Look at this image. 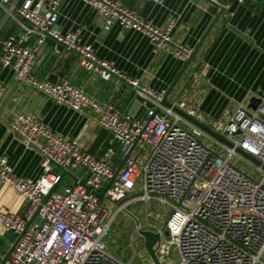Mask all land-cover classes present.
<instances>
[{"label": "built area", "instance_id": "2783aa9c", "mask_svg": "<svg viewBox=\"0 0 264 264\" xmlns=\"http://www.w3.org/2000/svg\"><path fill=\"white\" fill-rule=\"evenodd\" d=\"M83 1L97 11L105 31L119 26L141 33L156 51L169 50L184 62L194 51L173 39L171 27L154 25L121 0ZM236 1L244 4L250 0ZM62 3L0 0V7L22 29V35L3 40L0 61L18 79L107 131L121 145L122 157L114 163L113 148L102 155L89 153L77 139L64 137L34 115H17L11 130L39 153L43 174L35 181L15 175L0 148V186L11 185L26 200L23 213L0 208V225L19 238L5 264H136L137 257L143 258V250L146 257L140 264H155L140 230L160 233L155 247L161 264H263L264 167L238 148L264 164V100L255 109L240 105L232 117L214 125L204 122L184 101L174 103L222 135L230 146L163 105L167 89L141 85L122 73L115 61L98 55L93 45L83 43L80 28L63 32L58 27ZM48 40L76 53L87 71L104 80L118 77L137 96L150 100L153 106L147 117L124 115L68 80L36 78L33 69ZM5 92L0 81V103ZM55 166L68 171L86 169L90 172L86 186L78 182L50 194L63 180ZM112 179L104 198L88 188L101 192ZM135 202L168 207L170 214L162 226L149 221L141 224L126 209ZM112 206L115 212L109 210ZM122 210L134 215L137 224V237L131 240L134 254L128 260L109 248L114 220ZM156 215L148 213L149 217ZM172 251L177 261L171 257Z\"/></svg>", "mask_w": 264, "mask_h": 264}, {"label": "crops", "instance_id": "0c3cea01", "mask_svg": "<svg viewBox=\"0 0 264 264\" xmlns=\"http://www.w3.org/2000/svg\"><path fill=\"white\" fill-rule=\"evenodd\" d=\"M121 1L154 25L171 27L173 39L193 49L198 47L220 12L219 7L206 0ZM216 1L225 11L169 96L173 103L184 101L209 125L232 117L240 105L250 104L253 97L264 100V0L244 4L236 0ZM58 27L63 32L80 28L83 43L93 45L98 55L115 61L122 73L138 79L141 85L168 91L186 64L169 50L156 51L151 40L141 33L119 26L105 31L97 11L83 0H63ZM9 35L20 36L22 29L0 7V49ZM33 75L52 82L68 80L124 115L147 117L149 108L145 103L134 107L136 92L125 81L118 77L104 80L87 71L80 65L76 53L53 40L42 47L41 61L34 67ZM0 81L6 87L0 103V148L8 156L15 175L35 181L43 174L39 153L28 148L11 130V124L21 113L32 114L64 137L77 139L89 153L102 155L113 148L114 163L120 161L121 145L107 131L18 79L1 61ZM54 170L63 173L57 166ZM71 172L78 180L65 175L59 189L88 178L86 169ZM0 208L23 213L26 200L14 187L3 184ZM16 239L15 234L0 225V264Z\"/></svg>", "mask_w": 264, "mask_h": 264}, {"label": "water", "instance_id": "95a60500", "mask_svg": "<svg viewBox=\"0 0 264 264\" xmlns=\"http://www.w3.org/2000/svg\"><path fill=\"white\" fill-rule=\"evenodd\" d=\"M208 2H210L212 5L219 7L220 8V12L217 15L216 20L214 21V23L211 25L210 29L207 31V33L204 35V37L202 38L201 42L199 43L198 47L196 49H194L191 57L186 61V64L183 68V70L181 71V73L179 74V76L177 77V79L175 80L174 84L170 87V89L167 91L166 95L164 96L163 100H162V104L171 108L173 111H175L176 113H178L179 115H181L182 117H184L185 119H187L188 121H190L191 123H193L194 125L198 126L199 128H201L202 130H204L205 132H207L208 134H210L211 136L217 138L218 140L232 146V143L229 142L227 139H225L222 135H220L219 133H217L214 129H212L210 126H208L207 124H205L204 122H202L201 120L189 115L185 110L179 108L177 105H175L173 102L169 101V96L171 94V92L173 91V89L176 87L177 83L180 81L183 73L188 69L190 63L192 62L193 58L195 57V55L197 54V52L199 51L200 47L202 46V44L204 43V41L206 40V38L208 37L210 31L213 29L214 25L219 21L220 17L222 16V14L225 11V7L223 5H221L219 2H217L216 0H206ZM262 100L257 98V97H253L250 101V106L252 108H256L257 105L261 102ZM140 103H145L147 108L152 107V103L150 100L145 99L143 97L137 96L136 101L134 102V107L139 105ZM132 151V150H131ZM130 151V153H131ZM238 151L244 155L245 157H247L248 159H250L251 161L255 162L258 165H262L264 167V164H262L256 157L248 154L247 152H245L244 150L238 148ZM130 153L125 157V159L122 161V163L120 164V166L116 169L115 171V176L118 175L119 171L121 170L125 160L129 157ZM59 168L63 169L62 167L58 166ZM65 175H69L71 177H73L75 180H78L77 177L68 170L63 169V173L61 175V177H64ZM90 175V172H88V175ZM87 178L83 179V180H79L78 182L82 185L86 186V181ZM114 181V179H112V181L107 185V187L105 189H103L101 192L95 191L93 189H91L90 187H88L90 190H92L95 194H97L98 196H100L101 198L105 197V193L106 190L110 187L111 183ZM58 188V185H56L52 191L50 192V194L52 192H54L56 189ZM49 195L46 197V199H48ZM132 217H134L136 219V217L134 215H132L130 212H128ZM140 235L144 238L145 240V246L146 249L148 250L150 256L152 257L153 261L155 262V264H161L157 253H156V245L157 243L160 241L161 239V235L160 233H155L152 232L150 230H140ZM19 239V238H18ZM18 239H16V241L13 243L12 247L10 248V250L7 252V254L4 257V260L1 264H5L9 261V257L12 253V251L14 250V247L18 241ZM263 264H264V260H263Z\"/></svg>", "mask_w": 264, "mask_h": 264}, {"label": "rangeland", "instance_id": "374dc122", "mask_svg": "<svg viewBox=\"0 0 264 264\" xmlns=\"http://www.w3.org/2000/svg\"><path fill=\"white\" fill-rule=\"evenodd\" d=\"M242 166L243 162H238ZM108 204V203H107ZM128 211L133 213L138 217L141 224H146L148 221L150 224L155 226H162L164 224V219L166 220L170 214V209L161 205L151 204L149 207L142 202H135L126 208ZM111 212L116 211V207H110ZM148 213L156 215L155 213H160L161 215H156V217H149ZM136 220L128 214L126 211L122 210L116 216L111 234L109 236V248L117 255L121 256L123 259L128 260L133 257L134 251L131 247L132 238L137 237L136 233ZM142 239H140L141 241ZM146 255L143 250V258L137 257L136 264H140L145 260ZM171 257L174 261H177L176 252L172 251Z\"/></svg>", "mask_w": 264, "mask_h": 264}]
</instances>
